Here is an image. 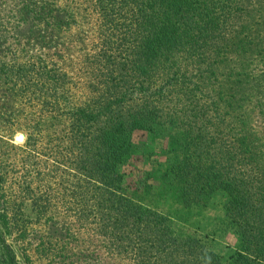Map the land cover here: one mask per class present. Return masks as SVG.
I'll return each mask as SVG.
<instances>
[{
	"label": "trees",
	"instance_id": "16d2710c",
	"mask_svg": "<svg viewBox=\"0 0 264 264\" xmlns=\"http://www.w3.org/2000/svg\"><path fill=\"white\" fill-rule=\"evenodd\" d=\"M31 45L54 58V91L40 102L48 112L0 116V133L26 131L29 166L38 144L48 146L52 191L76 234L129 264H264V0H0V46ZM17 87L9 79L3 90ZM162 128L178 134L180 152L157 177L133 165L132 134ZM217 191L220 223L237 236L225 260L199 238L174 235L157 208L162 199L206 207ZM8 225L1 208L0 260L30 264ZM70 256L60 247L50 261Z\"/></svg>",
	"mask_w": 264,
	"mask_h": 264
},
{
	"label": "rangeland",
	"instance_id": "374dc122",
	"mask_svg": "<svg viewBox=\"0 0 264 264\" xmlns=\"http://www.w3.org/2000/svg\"><path fill=\"white\" fill-rule=\"evenodd\" d=\"M25 50L26 52L15 50L13 53L5 51L0 46V63H6L2 65V68L8 69L6 78L0 71V116L14 114L37 116V114L48 112L46 107H41L40 102L49 101L54 91H51L53 76L48 73L52 69L50 62L54 58L51 53L43 56L37 45L27 46ZM38 60L44 61V68ZM62 69L63 66L58 64V70ZM9 79L15 80L17 88L22 87V91H17L16 95L6 93L3 87ZM54 94L58 95L57 92ZM11 98L15 99L12 101ZM6 100L11 102L10 105L3 104ZM25 101L30 103L29 107H22L23 104L20 105L21 107L17 106L19 102ZM253 125L256 130L263 127L262 123L255 118ZM17 134L24 137L26 131L13 128L11 133L7 131L0 133V171H6L0 179V209L7 213L8 226L11 229L9 241L17 247V252L24 251L29 257L30 264H57L56 261H50V255L57 248L59 251L60 247L69 250L70 258L75 259L70 263H68L70 260H67V264H129L126 258L107 254L97 244H88V241L84 240L86 234L84 233L83 236L80 229L78 234L75 233L73 226L68 223L69 218L64 215V210L57 203L52 191L51 165L45 159L48 146L38 144L35 150V165L29 166L21 161V154L25 150L23 138L15 139ZM132 141L134 157L137 158L133 165L154 171L157 177L162 176L169 164L179 158V137L173 131L162 128L152 137L146 132L135 131L132 134ZM128 168L124 166L119 170L126 171ZM26 169L30 170L32 176L24 179L22 175ZM24 186H27L29 193H32L31 197H40V202L36 201V204H33L28 194L21 192ZM221 193L217 191L208 205L202 208L192 205L186 209L169 199L160 200L157 208L167 211L171 216L174 235L179 237L190 235L199 238L203 246L225 260L234 252L237 236L233 226L227 227L220 223L225 199ZM66 225L70 227L71 234L63 237ZM21 229L24 230L22 236L19 235ZM39 235L43 241H49V243L36 245V238ZM70 237L72 239H69ZM56 238L60 240L55 241ZM60 253H63L62 249ZM0 264L4 263L0 260Z\"/></svg>",
	"mask_w": 264,
	"mask_h": 264
},
{
	"label": "water",
	"instance_id": "95a60500",
	"mask_svg": "<svg viewBox=\"0 0 264 264\" xmlns=\"http://www.w3.org/2000/svg\"><path fill=\"white\" fill-rule=\"evenodd\" d=\"M21 137V138H20ZM23 138V136H21V134H17V136L15 135V139L16 140H21Z\"/></svg>",
	"mask_w": 264,
	"mask_h": 264
},
{
	"label": "bare ground",
	"instance_id": "6f19581e",
	"mask_svg": "<svg viewBox=\"0 0 264 264\" xmlns=\"http://www.w3.org/2000/svg\"><path fill=\"white\" fill-rule=\"evenodd\" d=\"M17 136V135H16ZM22 136V135H21ZM21 138V137H20Z\"/></svg>",
	"mask_w": 264,
	"mask_h": 264
}]
</instances>
